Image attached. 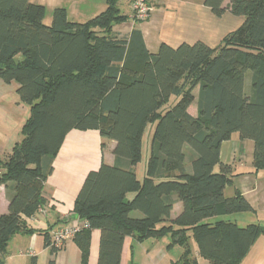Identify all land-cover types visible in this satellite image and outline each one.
<instances>
[{
	"label": "trees",
	"instance_id": "obj_1",
	"mask_svg": "<svg viewBox=\"0 0 264 264\" xmlns=\"http://www.w3.org/2000/svg\"><path fill=\"white\" fill-rule=\"evenodd\" d=\"M118 2L108 0L105 12L82 24L58 8L47 26L44 6L0 0V79L17 83L21 102L31 108L23 140L0 159V185L12 190L8 213L0 212V264L13 236L32 232L23 216L46 205L45 182L73 129H96L116 142L115 164L103 161L89 172L75 201V214L89 223L74 238L82 264L88 263L93 229L101 231L98 264H121L128 237L167 235L170 246L184 249L178 264H198L191 239L212 264H239L264 227L225 218L253 207L238 190L226 195L233 174L221 162V145L233 133L253 140L254 165L264 169V0H230L227 7L225 0H206L217 16L229 10L243 23L218 47L164 42L157 53L148 51L139 30L129 38L114 34V25L128 20ZM197 87L194 117L189 107ZM172 97L177 101L171 105ZM149 125L155 129L139 179ZM177 202L183 209L172 218Z\"/></svg>",
	"mask_w": 264,
	"mask_h": 264
},
{
	"label": "crops",
	"instance_id": "obj_2",
	"mask_svg": "<svg viewBox=\"0 0 264 264\" xmlns=\"http://www.w3.org/2000/svg\"><path fill=\"white\" fill-rule=\"evenodd\" d=\"M133 1L119 0L120 14L127 16L128 20L114 25L113 32L119 38H129L134 30H139L150 53H157L164 42L178 47L184 42L192 44L204 41L209 46L218 47L224 37L244 21L243 16H236L229 10L222 16H217L206 5V0H153L150 17L145 21H136L132 17ZM31 2L45 7L44 23L47 26L52 25L54 12L58 8L66 10L70 22L82 24L96 18L108 7V0H31ZM229 3L230 0H225L224 6L227 7ZM250 83L251 76H246L247 90L250 89ZM194 94L196 99L189 107V113L197 117L199 87L194 90ZM176 101V97L171 98L172 104ZM168 106L170 105L166 107ZM149 129L150 136L147 135ZM154 129V125H149L143 138V158L136 167L139 179H143L146 173ZM104 141L106 146L103 148ZM115 146V141L104 140L96 129H73L67 134L53 160V171L44 185L43 195L47 199L46 205L43 206L45 212L37 211L33 216H23L27 228L32 232H19L13 236L6 253L5 264L10 258H14L13 255L25 256L21 249L28 250L32 244L35 247L41 245L48 248L51 264H82V252L74 240L63 249L52 253V235L75 216V201L87 174L98 170L103 161L110 165L115 164L116 157L113 152ZM8 153L10 152L3 155ZM3 155H0V159ZM254 155L255 142L251 139H242L239 133H233L231 138L221 145V162L231 166L233 174V183L225 189L226 195L232 196L238 190L253 207L251 212L234 213L225 218L240 226L259 223L264 227V169H256ZM11 193L10 188L0 185L1 214L9 211ZM182 209L183 204L177 202L172 211V218H175ZM46 235L50 238L49 246L46 245ZM100 239L101 231L93 229L87 264H98ZM170 243V235L144 241L128 237L125 240L121 264H178L184 249L179 245L170 246ZM191 245L193 257L197 259L198 264H212L200 256L198 244L194 239H191ZM30 252L34 253L30 260L36 257L38 261L35 250L32 249ZM30 260L25 264H30ZM239 264H264V234L258 237Z\"/></svg>",
	"mask_w": 264,
	"mask_h": 264
},
{
	"label": "rangeland",
	"instance_id": "obj_3",
	"mask_svg": "<svg viewBox=\"0 0 264 264\" xmlns=\"http://www.w3.org/2000/svg\"><path fill=\"white\" fill-rule=\"evenodd\" d=\"M251 76V72L247 74ZM17 83L7 84L0 79V155L11 152L24 138V124L31 116V108L28 104L21 102L17 93ZM172 104V102L170 103ZM147 135L150 136V129ZM8 155V154H7ZM7 155H3L6 158ZM2 158V157H1ZM131 196V195H130ZM170 241V239H169ZM28 250L21 249L25 256L13 255L6 264H25L30 260V251L35 250L38 255L37 264H51L50 251L43 246L35 247L34 244ZM20 252V251H19ZM19 252L17 254H19ZM73 260V257H72Z\"/></svg>",
	"mask_w": 264,
	"mask_h": 264
},
{
	"label": "built area",
	"instance_id": "obj_4",
	"mask_svg": "<svg viewBox=\"0 0 264 264\" xmlns=\"http://www.w3.org/2000/svg\"><path fill=\"white\" fill-rule=\"evenodd\" d=\"M153 0H134L132 3V17L136 21L147 20L152 12ZM41 213L45 212L43 207L38 209ZM89 223L84 221L75 214V216L66 225L58 228L52 235L51 245L57 250H61L69 242L73 241L77 234L83 229H88ZM33 255V252H30Z\"/></svg>",
	"mask_w": 264,
	"mask_h": 264
}]
</instances>
